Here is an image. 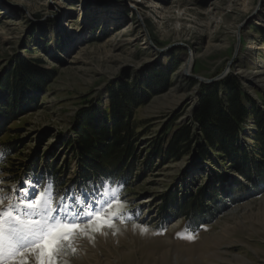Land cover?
<instances>
[{"label": "rangeland", "instance_id": "obj_1", "mask_svg": "<svg viewBox=\"0 0 264 264\" xmlns=\"http://www.w3.org/2000/svg\"><path fill=\"white\" fill-rule=\"evenodd\" d=\"M22 64L42 81L27 96L36 103L0 129L8 186L50 180L66 198H96L99 186L82 183L91 165L76 148L85 113L108 115L126 90L132 98V157L113 163L118 185H109L133 220L117 222L120 231L108 229L103 241L83 240L68 264H94V252L95 264H264V171H254L264 125V0H0V81L16 72L27 81ZM228 79L249 112L233 145L249 180L218 144L210 149L196 120L215 85L226 108ZM185 127L189 152L169 156ZM203 145L210 163L198 157Z\"/></svg>", "mask_w": 264, "mask_h": 264}, {"label": "trees", "instance_id": "obj_2", "mask_svg": "<svg viewBox=\"0 0 264 264\" xmlns=\"http://www.w3.org/2000/svg\"><path fill=\"white\" fill-rule=\"evenodd\" d=\"M22 65L29 78L27 81L19 78L17 72L5 76L0 81V99L2 100L0 104V129L4 127L5 123L19 117V113H26V109L36 103V101L28 99L27 96L31 90L40 86L42 76L31 66ZM20 76L23 77V75ZM10 77L15 78L14 84L10 82ZM216 87H221V85H215L213 89L210 88L208 94L202 98V107L196 113V120L202 125L204 138L210 149L218 144L219 151L229 159L230 169L235 170L243 179L249 180L250 177L247 173H243L238 163L240 162L238 158L240 152L233 146L237 141L239 126L249 112H246L240 105L241 94L236 81L228 79L222 85L225 90L226 108H223L219 100ZM9 91L13 92L12 96L9 95ZM129 95L127 90L123 92L125 99L122 102L119 100V96H113L111 99L112 108L108 115L98 112L85 113L76 148L91 165V168H87L90 169V172L86 174V181L82 182L87 187L94 185V183L100 186L102 183L98 181L108 184L118 183V175L114 169L116 165L113 163L118 162V160L128 161L132 157L133 145L130 142L134 137V128L128 124V104L132 101ZM259 128L260 131L263 128V131L260 132L261 135L255 136L254 141L257 146L255 155L261 164L257 166L253 164L256 167L254 170L256 173L260 170L264 171V125ZM191 142L192 136L189 128L177 130L167 145L166 154L171 157H180L189 152ZM198 154L202 162L210 163L211 160L204 145ZM247 158L245 152H242V167L247 168ZM117 185L114 184L113 186Z\"/></svg>", "mask_w": 264, "mask_h": 264}, {"label": "snow or ice", "instance_id": "obj_3", "mask_svg": "<svg viewBox=\"0 0 264 264\" xmlns=\"http://www.w3.org/2000/svg\"><path fill=\"white\" fill-rule=\"evenodd\" d=\"M133 220L118 188L104 182L97 197L86 201L79 193H58L50 180H24L8 186L0 175V264H68L83 240L116 235L119 224ZM147 233L146 226L133 223ZM180 238L194 239L193 234Z\"/></svg>", "mask_w": 264, "mask_h": 264}, {"label": "bare ground", "instance_id": "obj_4", "mask_svg": "<svg viewBox=\"0 0 264 264\" xmlns=\"http://www.w3.org/2000/svg\"><path fill=\"white\" fill-rule=\"evenodd\" d=\"M135 7H137V6H135ZM187 60H188V59H187ZM187 63H188V62H187ZM189 64H190V63H189ZM187 66H188V65H187ZM147 202H148V201H147ZM110 237L112 238V240H114L112 235H111ZM100 239H101V240L104 239V236H103V235H100ZM102 241H103V240H102ZM94 253H95V254H92V253H91L92 255H89V257L94 259V264H95V263H99L100 261H99L98 256H97V252H94ZM96 257H97V260L95 259Z\"/></svg>", "mask_w": 264, "mask_h": 264}]
</instances>
